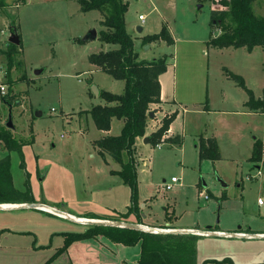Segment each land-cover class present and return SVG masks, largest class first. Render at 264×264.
Instances as JSON below:
<instances>
[{"label":"rangeland","instance_id":"rangeland-1","mask_svg":"<svg viewBox=\"0 0 264 264\" xmlns=\"http://www.w3.org/2000/svg\"><path fill=\"white\" fill-rule=\"evenodd\" d=\"M124 1L128 2L126 29L134 38L139 59L168 56L170 65L160 76L164 94L173 99L175 92L186 101L188 109L183 124L182 111H175L178 106H164V111L176 114L171 123L183 136L181 145L135 147L138 195L142 200L156 195L150 200L153 217L145 219L143 213V220L160 224L169 213L171 223L177 226L206 230L209 225H217L225 232L260 231L257 234L264 235V111L246 112V91L226 74L228 70L241 75L255 98L263 99L264 47L247 50L209 44L211 34L220 33L210 24L212 8L221 7L215 3L217 0ZM17 2L18 6L7 12L5 7L0 9V14H7L9 25L18 28L21 39L11 64L0 52V83L6 86L5 93H0V128H7L11 116V135L24 142L34 200L52 199L59 208L83 218L111 219L126 209L129 186L105 172L120 165L109 158L107 164L94 150L92 140L102 136V131L84 111L105 103L93 93L92 85L116 94L124 91L123 80L114 79L88 61L90 53L116 45L99 39L100 30L106 29L99 23L101 12H82L76 0ZM253 8L264 16V0H256ZM9 25L0 23V28L8 31ZM163 25L172 33L173 44L163 40L144 44L142 37L159 32ZM92 29L97 37L84 41ZM5 49L6 42L0 40V50ZM161 107L150 105L154 115L148 119L155 118L156 123ZM120 123L117 118L112 120L111 135L120 133ZM199 133L216 136L219 160L197 158L194 139ZM147 135L145 132L142 137ZM255 140L262 142V155L261 161L252 163L247 158ZM7 153L0 142V157ZM8 154L13 185L24 191L19 154ZM171 176L179 177L180 183L163 190L160 183ZM219 179L227 185L222 187ZM199 187L208 199L200 197ZM88 226L34 208L0 210V264H138V245L114 243L102 235L75 241L51 259L64 243L65 237L59 232L83 231ZM196 249L197 264L225 258L232 264L261 263L264 236H200ZM207 264L215 263L209 260Z\"/></svg>","mask_w":264,"mask_h":264},{"label":"trees","instance_id":"trees-1","mask_svg":"<svg viewBox=\"0 0 264 264\" xmlns=\"http://www.w3.org/2000/svg\"><path fill=\"white\" fill-rule=\"evenodd\" d=\"M256 0H217L221 5L219 9L212 8L211 27L220 33L211 34L209 44L213 47H245L251 50L254 46L264 47V16L255 13L253 5ZM80 10L88 12L98 10L103 15L99 23L106 29L100 30L99 39L106 43L116 45V48L90 53L88 61L98 69L109 74L114 79L124 81V91L121 94L99 90V96L105 101L104 104H95L84 111L92 117L94 125L99 130H109L113 118L123 121V126L118 135H107L93 141L104 157L109 155L119 163L118 170L111 172L118 175L122 182L129 186L130 204L125 212L114 215L111 219L128 220L131 215L136 217L138 223H142V214L138 196V173L135 159L136 138L144 136L148 118L150 117V105L161 102V85L159 76L169 64L167 55L141 60L135 50V41L126 29L125 13L128 2L124 0H78ZM214 4V3H213ZM216 5V4H215ZM0 6L6 4L0 0ZM11 33L17 32V27L10 26ZM19 35V34H18ZM20 36V35H19ZM156 40H163L173 44L174 39L165 25L159 32L144 35V44ZM21 43V42H20ZM19 43V44H20ZM17 50V45L6 41V49L0 50L6 54L11 64L12 54ZM228 77L233 79L238 86L242 87L248 99L246 107L252 111H264V98L256 99L252 90L249 89L244 78L234 72L226 70ZM175 113L165 115L161 125L148 136V143L155 146L161 142L181 145L182 136L164 137L169 129ZM0 142H3L7 152L17 151L20 157V167L25 175V190L21 191L13 185L10 171V155L7 153L0 158V203H24L34 202L32 195L30 174L26 169L23 153L24 142L11 135L9 128H0ZM198 158L200 161L208 159L215 161L220 158L219 147L214 137H199L197 142ZM262 142L255 140L249 161L257 163L261 161ZM223 194L220 198L223 199ZM99 218L98 216H84ZM110 219L108 217H103ZM165 228V227H163ZM63 245L51 257L54 258L66 251L68 246L75 241L96 238L102 235L114 243L126 246H134L140 243V256L138 264H197L196 243L200 235L184 233H153L125 227L89 225L85 230L78 232H64ZM50 260V259H49ZM211 260L215 264L225 259H206L202 264ZM264 264V261L261 263Z\"/></svg>","mask_w":264,"mask_h":264},{"label":"crops","instance_id":"crops-1","mask_svg":"<svg viewBox=\"0 0 264 264\" xmlns=\"http://www.w3.org/2000/svg\"><path fill=\"white\" fill-rule=\"evenodd\" d=\"M17 1H19V0H3V3L4 4H6V6H5V8L4 9H6V12L8 11V9H10V8H13L14 6H18V2ZM77 2H78V0H76ZM15 4V5H14ZM79 4V3H78ZM0 9H2V7L0 6ZM2 11V10H1ZM0 23L3 25V26H5V25H9V21H8V19H7V14H5L3 11L1 12V14H0ZM10 26V25H9ZM17 32H18V28H17ZM171 35H172V33H171ZM20 37V36H19ZM173 37V36H172ZM174 39V38H173ZM20 42H21V39H20ZM170 65V63L168 64V66ZM167 66V67H168ZM96 67V66H95ZM160 76H161V74H160ZM160 76H159V81H160ZM160 85H161V95H160V98H161V102L160 103H155V104H151V106H153V105H161L162 107L160 108V111H159V113L158 114H160L161 113V115L159 116V119H157L156 120V123H155V118H150V120L148 119V122H147V126H146V135L148 134L149 135V133H152V132H154L159 126L157 125V122H159V124H160V121L162 120V118L165 116V115H167L166 113H169L168 115H170V112L169 111H164V106L166 105V103H171L170 105L172 106V107H174V108H176V106H178V108H176L175 109V111L178 113L179 112V110L180 111H182V118H184L183 119V124H184V122H185V114L187 113V111H188V109H187V104H186V101L185 100H183V99H180V98H178L177 96H176V94H175V92H174V94H173V99H168V98H166V96H165V94H164V84H163V81H160ZM176 86H177V84H176ZM2 94V93H1ZM247 99L248 98H246L245 100L247 101ZM245 101V102H246ZM244 102V103H245ZM246 112H251V113H257L258 111H252V110H249L248 108H247V111ZM157 114V113H156ZM157 114V115H158ZM153 115H154V113H153ZM151 117V116H150ZM114 119V118H113ZM112 119V120H113ZM178 119V118H177ZM118 120H120V119H118ZM112 122V121H111ZM120 125H121V127H120V130H121V128H122V126H123V121L122 120H120ZM153 122V123H152ZM150 124L152 125V129H151V126H150ZM149 126H150V128H149ZM151 129V130H150ZM102 132H101V134H102V136H100L99 138H95V139H93L92 140V147L94 148V150L105 160V162L107 163V164H109L108 163V161H107V158H109V159H111V160H113L109 155H107V154H105V156L103 157L101 154H100V152H99V149H98V147H96L94 144H93V141H95V140H97V139H100V138H102V137H104V136H107V135H111V131L110 130H101ZM181 134V133H180ZM147 135V136H148ZM175 135H179V132H175V130L173 129V127H172V123L170 124V126H169V129H168V131L166 132V134H165V136L164 137H173V136H175ZM200 136H203V137H205V138H208V137H214L215 139H216V136H214V135H203V134H201V133H199V134H196V136H195V139H194V148L196 149V154H197V158H198V147H197V142H198V140H199V137ZM143 140H144V137H138V138H136V142H135V147H137V146H147V147H149V146H152V145H150V144H145L144 142H143ZM183 136H182V143H183ZM216 141H217V139H216ZM163 144H169V145H171L172 147L173 146H175L176 144H170V143H167V142H161V143H159L158 145H156L155 147L156 148H160L161 147V145H163ZM217 144H219L218 143V141H217ZM254 144V143H253ZM153 147V146H152ZM92 156V155H91ZM250 157V156H249ZM249 157L247 158V161H249ZM1 158V157H0ZM220 158H221V155H220ZM219 158V159H220ZM199 159V158H198ZM219 159H217V160H219ZM204 160H208V159H204ZM217 160H215V161H217ZM114 161V160H113ZM208 161H211V160H208ZM115 162V161H114ZM211 162H214V161H211ZM26 163V162H25ZM200 161H199V165H200ZM261 164H262V166H264V161H261ZM136 167H137V173H138V163H136ZM257 168H259V166L257 165ZM26 169H27V166H26ZM119 169V168H118ZM118 169H116V168H107V171H105L110 177H119L118 175H115V174H113L111 171L112 170H118ZM65 170V169H64ZM27 171L29 172V170L27 169ZM65 172H67L66 170H65ZM95 172V171H94ZM97 172V171H96ZM38 174H39V177H42L41 176V174H40V172H38ZM120 178V177H119ZM41 179H43V177L41 178ZM13 180V179H12ZM120 180V182L121 183H123L122 182V180L121 179H119ZM163 180H166V179H163ZM162 180V181H163ZM30 182H31V179H30ZM180 183V182H179ZM178 183V184H179ZM124 184V183H123ZM161 184V183H160ZM178 184H176V185H178ZM125 185V184H124ZM199 185V184H198ZM226 185H227V183H226ZM239 186H242V184L241 183H239ZM203 187H206V184H204V186ZM222 187H224V186H222ZM202 188L201 187H199V195H200V197L202 196V197H204L205 198V194H204V191L203 190H201ZM138 192H139V177H138ZM139 196V195H138ZM153 197H156V195H153V196H151L148 200L146 199V200H142V199H140V197H139V206H140V211H141V214L143 215V213L145 214V219H147V217H149V218H151V217H153L152 216V211H153V209H152V204H151V199L153 198ZM205 199H208V197L207 198H205ZM130 189H129V191H128V193H127V198H126V196H125V207H126V209L124 210V211H120L119 210V213L120 212H125L126 210H127V207H128V205L130 204ZM36 201V200H35ZM34 201V202H35ZM36 202H39V203H44V204H47V205H49V206H52V207H55V208H58V209H60V210H62V211H64V212H67V213H69V214H71V215H74L73 217L74 218H83V217H80V216H77V215H75V214H73L72 212H68V211H66V210H64V209H61V208H59L58 206H56V201H54V200H52V199H50V200H41V201H36ZM259 204H261V203H259ZM117 209H119L118 208V206H115V210H117ZM41 211H45V210H41ZM47 213H50V214H52L51 212H48V211H46ZM52 215H55V214H52ZM173 215H174V213H173ZM58 216V215H57ZM58 217H61V216H58ZM169 217H170V215H169V213L167 214V213H165V215H164V221L163 222H161L160 224H156V223H154V222H152V221H150V222H146V221H144L143 220V218H142V223H144V224H146V225H149V226H154V227H162V226H166V227H170V228H174V229H199V227H183V226H177V225H174L173 223H171V220L169 219ZM104 219H107V218H104ZM128 220L129 221H131V222H137V220H136V217L134 216V215H131L129 218H128ZM240 227H242V226H240ZM211 229L212 230H215V231H222V232H225V231H223V230H220L219 229V227L217 226V225H215V227H213L212 225H211ZM252 230V229H251ZM252 231H254V230H252ZM264 231V230H263ZM226 232H237V231H226ZM246 232H248L249 233V231H246ZM258 232H260V231H254L253 233H258ZM62 233H64V232H59V234H62ZM63 235V234H62ZM64 236V235H63ZM97 238V237H96ZM244 238V237H243ZM253 238V237H252ZM261 238V237H260ZM72 243H74V242H72ZM71 243V244H72ZM70 244V245H71ZM139 246V256H140V243H138V244H136L135 246ZM60 248V247H59ZM69 248V247H68ZM139 256H138V258H137V263H138V259H139Z\"/></svg>","mask_w":264,"mask_h":264},{"label":"water","instance_id":"water-1","mask_svg":"<svg viewBox=\"0 0 264 264\" xmlns=\"http://www.w3.org/2000/svg\"><path fill=\"white\" fill-rule=\"evenodd\" d=\"M138 31H142V27L138 26L137 27ZM96 36V30L92 29L88 35H86L83 40H92L95 39ZM9 43L19 45L20 43V37L16 33H11L8 41ZM36 73H39V70H36ZM92 90L93 93L98 96L99 95V88L96 85H92ZM40 114V113H39ZM150 116H153V112L150 111L149 113ZM6 127L11 129L13 128L11 116H9V119L6 123ZM144 143L148 142V136L144 137L143 140ZM221 182L222 186H226V183L223 182L221 179H219ZM204 185V184H203ZM12 205V206H10ZM23 209V208H34L38 210H45L48 212H51L52 214L70 219L74 222H78L73 218V215L64 212L58 208L49 206L44 203H39V202H24V203H0V210H11V209ZM83 225L88 224V225H101V226H116V227H125V228H130V229H135V230H140V231H146V232H153V233H186V234H196L200 236H228V237H244V238H260L263 237L264 235H259V234H241L238 232H222V231H215L211 229V226H207L208 229L206 230H201V229H174V228H163V227H154V226H149L144 223H138V222H131V221H126V220H115V219H96V218H90L86 220L85 222H79Z\"/></svg>","mask_w":264,"mask_h":264},{"label":"built area","instance_id":"built-area-1","mask_svg":"<svg viewBox=\"0 0 264 264\" xmlns=\"http://www.w3.org/2000/svg\"><path fill=\"white\" fill-rule=\"evenodd\" d=\"M139 18L144 21L145 17L140 14ZM10 30L7 31L6 28H0V40L1 41H8V39H5L6 35H10L11 33H9ZM1 72V70H0ZM6 91V86L4 85V83H0V93L4 94ZM158 145V144H157ZM180 182V178L177 176H171L169 180H163V182L161 183V187L163 190H171L176 184H178ZM205 198H207V194L204 195ZM258 203H262V200L259 198L258 199Z\"/></svg>","mask_w":264,"mask_h":264},{"label":"bare ground","instance_id":"bare-ground-1","mask_svg":"<svg viewBox=\"0 0 264 264\" xmlns=\"http://www.w3.org/2000/svg\"><path fill=\"white\" fill-rule=\"evenodd\" d=\"M12 206V205H10ZM74 218V217H73ZM76 221L78 222H85L86 220L90 219V218H74Z\"/></svg>","mask_w":264,"mask_h":264}]
</instances>
